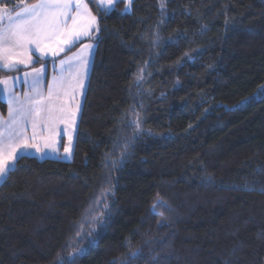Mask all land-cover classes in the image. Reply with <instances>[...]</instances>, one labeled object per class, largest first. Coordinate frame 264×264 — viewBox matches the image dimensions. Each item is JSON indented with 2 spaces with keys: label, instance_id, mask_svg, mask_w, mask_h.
<instances>
[{
  "label": "trees",
  "instance_id": "obj_1",
  "mask_svg": "<svg viewBox=\"0 0 264 264\" xmlns=\"http://www.w3.org/2000/svg\"><path fill=\"white\" fill-rule=\"evenodd\" d=\"M90 3L74 158L24 156L0 185V264H264V0Z\"/></svg>",
  "mask_w": 264,
  "mask_h": 264
},
{
  "label": "snow or ice",
  "instance_id": "obj_2",
  "mask_svg": "<svg viewBox=\"0 0 264 264\" xmlns=\"http://www.w3.org/2000/svg\"><path fill=\"white\" fill-rule=\"evenodd\" d=\"M120 2L121 0H99L98 6L102 11H111L115 3ZM128 5H131V0H128ZM3 11L4 9H0V12ZM12 11H15V7ZM5 19L7 23H3ZM96 21L97 17L92 14L85 0H37L33 4L20 0V10L15 11L14 15L11 11L6 16L0 15V65L10 71L18 64L33 63L30 54L33 48L41 56L49 53L58 56L65 51L66 46L74 45L82 37H89L93 30L98 32ZM93 48L94 45H86L84 52ZM60 64L62 74H68L67 77L61 75L57 81V88L62 91L54 92L53 86H49L48 96L43 95L40 85L44 69L41 67L34 69L30 85L32 94H26V103H20L18 97H9L8 119L0 118V181L7 178L16 161L29 154L28 149H34L41 158L46 156L44 149L56 143V137L60 135V124L75 125L76 112L70 109L68 103L62 102V96L71 98L74 83L84 87L80 67L82 64L86 65L87 60L76 56L61 60ZM142 80L141 75L137 86ZM24 82L28 83L27 80ZM4 83L6 81L0 80V84ZM139 123V117L129 121L130 125L135 124L137 127ZM29 125L32 129L30 137L27 135ZM124 147L127 152V142ZM69 151V147L64 148L65 153ZM157 206L167 207L163 201L157 199L152 209L154 215H160L156 212ZM90 243L94 241L90 240ZM84 251L85 249H80L70 257L68 264H74L77 256Z\"/></svg>",
  "mask_w": 264,
  "mask_h": 264
},
{
  "label": "rangeland",
  "instance_id": "obj_3",
  "mask_svg": "<svg viewBox=\"0 0 264 264\" xmlns=\"http://www.w3.org/2000/svg\"><path fill=\"white\" fill-rule=\"evenodd\" d=\"M95 2L99 5V0H85V2L88 3V7L90 11L92 12L93 15L97 17L96 25L99 28V31L93 30L90 33L89 37H82L79 41L75 42L74 45H69L66 46V49L64 52H61L58 56H53L51 53H49L47 56H41L38 51H36L34 48L31 51V56L33 59V63L31 64H18L15 69H20V68H26L23 72L11 76V77H6L3 79V81H6V83L0 85V97L3 101H8L9 102V97H18L20 103H26V94L31 95L32 90H31V81L34 75V65L38 62H42V65L37 68L40 69L43 67V79L40 85V91L43 93L45 97L48 96V90L49 86H53L54 92L56 91H62L57 88V81L61 77V75H64L67 77V72H64L62 74L61 72V60H68L70 58L80 56L81 60H87L86 65H81L80 67V72H81V81L84 85L83 88L79 87L78 84L73 85L74 91L71 92V98L67 96H62V102L68 103L70 106V109L72 111L76 112V123L75 125H65V124H60L58 127V131L60 132V135L56 137V143L53 145H50L48 148L44 149L45 152H47V155L44 156L43 158L40 157L39 154L35 153L34 149H28V155L25 156H34L37 157L41 160L44 159H61V160H67L71 161L74 158V152H75V145H76V140L78 136V131H79V126H80V120H81V115L84 107V102L89 86V79H90V74L92 71V66L94 63V59L96 56L97 52V39L99 38L100 34V22L98 16L95 14L91 3L90 2ZM126 2V12H131L133 8V3L134 0H131V5H128V0H124ZM37 2V1H36ZM34 2V3H36ZM33 4V3H30ZM118 3H115L114 8H116ZM0 9H4L3 12H0V15H5L10 11L8 8H3L1 7ZM14 15V14H13ZM3 23H7V20L5 19ZM80 44V47L71 52L68 53L69 50H71L74 46ZM94 45L93 49H89L87 52H84V48L86 45ZM67 54V55H66ZM83 54V55H81ZM75 63V60L73 61ZM66 67V66H65ZM0 68L5 69L2 65H0ZM7 70V69H6ZM26 74H29L26 76ZM56 78V80H54ZM27 80L28 83H25L24 81ZM9 105H7L8 107ZM77 107H79V110L77 111ZM0 118L7 120L8 119V109L6 113H4L0 109ZM39 132V129L37 130ZM27 135L30 137L32 135V129L31 126H28L27 129ZM69 137H71V142H69ZM69 147L70 151L69 153L64 152V148ZM64 157H67L65 159ZM17 162H15V166L17 165ZM10 173V172H9ZM5 180L0 181V185L4 182Z\"/></svg>",
  "mask_w": 264,
  "mask_h": 264
},
{
  "label": "crops",
  "instance_id": "obj_4",
  "mask_svg": "<svg viewBox=\"0 0 264 264\" xmlns=\"http://www.w3.org/2000/svg\"><path fill=\"white\" fill-rule=\"evenodd\" d=\"M67 55V54H66ZM94 64V63H93ZM41 66V65H40ZM40 66H38V67H36L35 69H37V68H39ZM92 68H93V66H92ZM92 72V71H91ZM91 75V74H90ZM90 80V79H89ZM6 103H7V105H9V102L8 101H6ZM8 108H9V106H8ZM9 175V174H8ZM8 175H7V177H8Z\"/></svg>",
  "mask_w": 264,
  "mask_h": 264
}]
</instances>
